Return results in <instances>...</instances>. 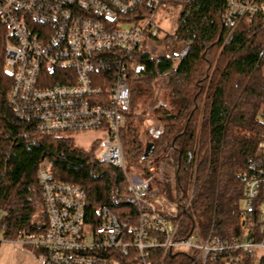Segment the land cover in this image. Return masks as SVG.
<instances>
[{
	"label": "trees",
	"instance_id": "obj_1",
	"mask_svg": "<svg viewBox=\"0 0 264 264\" xmlns=\"http://www.w3.org/2000/svg\"><path fill=\"white\" fill-rule=\"evenodd\" d=\"M225 2H162L160 7L176 9L173 29L161 35L159 30L147 33L145 39L158 42L163 50L140 48L129 58L130 104L119 132L124 170L95 160L99 141L84 149L73 143L69 133L40 132L15 116L7 101L11 76L3 69L0 37L3 239L43 231L47 216L37 179L42 165L53 179L84 189L86 216L106 207L118 220L133 222L138 212H151L149 205H138L127 189L128 177L151 178L157 194L177 209V215L169 218L179 221L176 239L191 235L196 227L221 239L248 237L255 214L240 205L244 196L240 173L247 171L264 130V16L241 19L230 32L223 21ZM141 6L143 13L153 11ZM154 90L161 93L152 108L159 127L143 130L145 104ZM162 148L167 155L161 162L171 168L170 178L153 173L149 166ZM192 187L194 194L187 203ZM153 207L163 212L159 205ZM155 252L159 262L161 249ZM240 254L238 264H264V253ZM186 263V253L179 250L164 259V264Z\"/></svg>",
	"mask_w": 264,
	"mask_h": 264
},
{
	"label": "built area",
	"instance_id": "obj_2",
	"mask_svg": "<svg viewBox=\"0 0 264 264\" xmlns=\"http://www.w3.org/2000/svg\"><path fill=\"white\" fill-rule=\"evenodd\" d=\"M163 1L0 0L3 69L11 76L7 101L15 116L40 132L102 131L103 148L95 160L124 170L119 132L130 104L129 58L141 48L145 34L159 30L155 15ZM144 4L153 11L143 13L139 8ZM256 14L264 16V0H226L223 21L232 32L241 19ZM240 178L242 208L255 214L248 237L221 239L196 227L176 239L179 221L169 218L177 209L161 207L165 198L151 178L128 177L134 200L151 208L128 222L106 207L86 216L84 189L53 179L42 165L37 179L46 225L14 242L31 248L40 264H164L176 250L186 253V264H238L240 253L257 257L264 251V130ZM193 194L192 187L187 203ZM154 204L163 212H155Z\"/></svg>",
	"mask_w": 264,
	"mask_h": 264
},
{
	"label": "rangeland",
	"instance_id": "obj_3",
	"mask_svg": "<svg viewBox=\"0 0 264 264\" xmlns=\"http://www.w3.org/2000/svg\"><path fill=\"white\" fill-rule=\"evenodd\" d=\"M171 11H169L168 7H160L155 15V20L157 23V26L159 28V35L171 32L173 27V20L172 16H175V10L173 8H170ZM125 27L128 26V24H124ZM161 33V34H160ZM152 48V49H151ZM153 50L156 53H159L163 50L162 45L158 42H155L151 39H148L144 41V43L141 46V50L143 52H148L149 50ZM161 93L154 90L152 99L146 102L145 107L147 108L146 111V117L143 121V124L140 126L141 129H149L153 130L159 127L158 121L154 118L152 114V108L155 107V105L158 103V100L161 98ZM144 106V105H143ZM261 120H264L263 117H261ZM104 133L99 130H90L80 133H73L71 134V138L73 143H75L77 146L82 147L84 149H88L91 147V145L95 141L103 140L104 139ZM102 146L100 142L98 143V146L95 150V155L99 156L102 151ZM166 149L162 148L156 154L153 156V160L150 163V168L153 171V173L165 177L170 178L171 176V168L161 162V158L166 156ZM244 200L242 199L240 202V205L243 207ZM172 204L167 201L166 199L161 201V207L164 208L166 211L172 212L171 209ZM2 213L0 211V217ZM15 240H7L3 239L1 237L0 233V264H40L38 257L36 256L35 252L32 251L29 247L17 244L14 242ZM264 251H259L258 254H262ZM259 255H257L258 257Z\"/></svg>",
	"mask_w": 264,
	"mask_h": 264
},
{
	"label": "water",
	"instance_id": "obj_4",
	"mask_svg": "<svg viewBox=\"0 0 264 264\" xmlns=\"http://www.w3.org/2000/svg\"><path fill=\"white\" fill-rule=\"evenodd\" d=\"M149 150H147V152H148Z\"/></svg>",
	"mask_w": 264,
	"mask_h": 264
}]
</instances>
